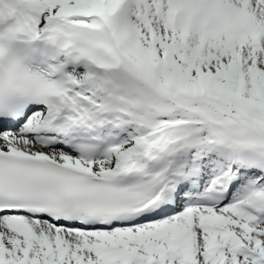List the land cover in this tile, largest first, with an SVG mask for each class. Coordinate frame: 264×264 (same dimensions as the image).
<instances>
[{
    "label": "snow or ice",
    "instance_id": "obj_1",
    "mask_svg": "<svg viewBox=\"0 0 264 264\" xmlns=\"http://www.w3.org/2000/svg\"><path fill=\"white\" fill-rule=\"evenodd\" d=\"M0 264H264V0H0Z\"/></svg>",
    "mask_w": 264,
    "mask_h": 264
}]
</instances>
